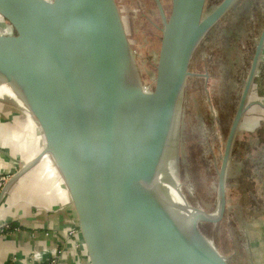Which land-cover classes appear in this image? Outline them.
<instances>
[{"label":"water","instance_id":"1","mask_svg":"<svg viewBox=\"0 0 264 264\" xmlns=\"http://www.w3.org/2000/svg\"><path fill=\"white\" fill-rule=\"evenodd\" d=\"M236 0H171L153 85L141 82L116 0H0V83L38 126L86 264H231L201 232L225 211V168L264 42L256 44L218 173V207L179 208L159 185L192 55ZM184 212V211H182Z\"/></svg>","mask_w":264,"mask_h":264},{"label":"rangeland","instance_id":"2","mask_svg":"<svg viewBox=\"0 0 264 264\" xmlns=\"http://www.w3.org/2000/svg\"><path fill=\"white\" fill-rule=\"evenodd\" d=\"M142 83L153 85L162 19L156 0H116ZM222 0H207L205 14ZM163 12L171 0H159ZM1 21V20H0ZM264 25V0H236L197 45L159 170L169 196L176 187L186 206L215 212L225 142ZM11 94L0 87V96ZM225 168V211L201 232L231 264H264V143L237 129ZM262 178V179H261ZM170 198V196H169ZM172 200V199H171ZM173 201V200H172Z\"/></svg>","mask_w":264,"mask_h":264},{"label":"crops","instance_id":"3","mask_svg":"<svg viewBox=\"0 0 264 264\" xmlns=\"http://www.w3.org/2000/svg\"><path fill=\"white\" fill-rule=\"evenodd\" d=\"M237 129L264 143V42ZM42 146L20 100L0 96V228L11 225L0 232V264H86L55 167L38 158Z\"/></svg>","mask_w":264,"mask_h":264},{"label":"bare ground","instance_id":"4","mask_svg":"<svg viewBox=\"0 0 264 264\" xmlns=\"http://www.w3.org/2000/svg\"><path fill=\"white\" fill-rule=\"evenodd\" d=\"M0 87H2L4 90H6L7 92H9L10 94H11V96H13V97H16L15 95H14V93H13V91L9 88V86L8 85H6V84H2V83H0ZM168 193H169V196H170V199H172L173 200V203L176 205H178V206H186L185 204V202H184V200H182V198L180 197V194H179V191L177 190V188L176 187H169L168 186ZM180 211L179 212H181V213H189V209L188 210H185L184 212H182V210L181 209H179Z\"/></svg>","mask_w":264,"mask_h":264},{"label":"trees","instance_id":"5","mask_svg":"<svg viewBox=\"0 0 264 264\" xmlns=\"http://www.w3.org/2000/svg\"><path fill=\"white\" fill-rule=\"evenodd\" d=\"M10 226H11V225L8 224L7 226H4V227L0 228V232L6 230L7 228H10Z\"/></svg>","mask_w":264,"mask_h":264},{"label":"built area","instance_id":"6","mask_svg":"<svg viewBox=\"0 0 264 264\" xmlns=\"http://www.w3.org/2000/svg\"><path fill=\"white\" fill-rule=\"evenodd\" d=\"M7 225H8V224H6V225H4V226H7ZM4 226H3V227H4ZM70 233H71L72 236H74V235H73V232H72V229H70ZM51 263H52V261H51Z\"/></svg>","mask_w":264,"mask_h":264}]
</instances>
